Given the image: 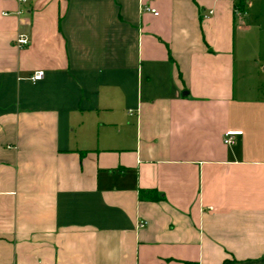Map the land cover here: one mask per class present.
Instances as JSON below:
<instances>
[{
	"label": "crops",
	"instance_id": "obj_1",
	"mask_svg": "<svg viewBox=\"0 0 264 264\" xmlns=\"http://www.w3.org/2000/svg\"><path fill=\"white\" fill-rule=\"evenodd\" d=\"M0 264H264V0H0Z\"/></svg>",
	"mask_w": 264,
	"mask_h": 264
},
{
	"label": "built area",
	"instance_id": "obj_2",
	"mask_svg": "<svg viewBox=\"0 0 264 264\" xmlns=\"http://www.w3.org/2000/svg\"><path fill=\"white\" fill-rule=\"evenodd\" d=\"M15 1L21 5H24V4H27L31 0H15ZM148 10L156 16L159 15V12L156 9L149 8ZM237 14L242 15V12L237 11ZM29 43H30V41H29L28 37H26L25 35H20L16 40V45L19 48H24V47L28 46ZM44 78H45V71H43V70L36 71L30 76V80L33 83H37L39 81H42ZM225 142L227 144H233L234 143V135L231 133H227L225 136ZM146 224H147L146 222H141L140 227H144Z\"/></svg>",
	"mask_w": 264,
	"mask_h": 264
},
{
	"label": "trees",
	"instance_id": "obj_3",
	"mask_svg": "<svg viewBox=\"0 0 264 264\" xmlns=\"http://www.w3.org/2000/svg\"><path fill=\"white\" fill-rule=\"evenodd\" d=\"M140 198H141V199H156V198L153 196V192H151V191L141 192Z\"/></svg>",
	"mask_w": 264,
	"mask_h": 264
}]
</instances>
